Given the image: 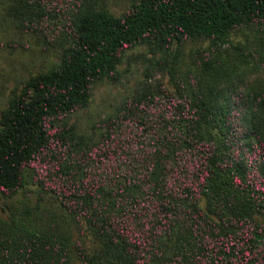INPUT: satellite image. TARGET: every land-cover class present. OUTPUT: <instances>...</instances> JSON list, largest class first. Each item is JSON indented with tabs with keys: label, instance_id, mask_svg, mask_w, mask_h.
<instances>
[{
	"label": "trees",
	"instance_id": "1",
	"mask_svg": "<svg viewBox=\"0 0 264 264\" xmlns=\"http://www.w3.org/2000/svg\"><path fill=\"white\" fill-rule=\"evenodd\" d=\"M0 15L59 47L0 111V195L37 185L68 219L0 216V264H264V86L242 90L264 85V0H0ZM139 44L171 87L143 81L79 131Z\"/></svg>",
	"mask_w": 264,
	"mask_h": 264
},
{
	"label": "rangeland",
	"instance_id": "2",
	"mask_svg": "<svg viewBox=\"0 0 264 264\" xmlns=\"http://www.w3.org/2000/svg\"><path fill=\"white\" fill-rule=\"evenodd\" d=\"M125 4L126 1L113 4L112 8L118 12ZM235 38L244 40L245 36L238 33ZM57 39V35L52 37L49 34L19 30L0 15V111L8 97L29 74L47 69L58 59ZM195 45L183 44L177 61L181 69L190 61V53ZM150 55L151 51L146 44L128 49L119 63L117 76L94 84L89 103L70 118L79 131L99 134V119L110 114L143 81L171 87L168 69L155 66ZM11 212L35 218L42 216L48 220H65V224L68 220L51 195L41 194L38 186L31 184L10 196L0 195V216L6 218Z\"/></svg>",
	"mask_w": 264,
	"mask_h": 264
},
{
	"label": "clouds",
	"instance_id": "3",
	"mask_svg": "<svg viewBox=\"0 0 264 264\" xmlns=\"http://www.w3.org/2000/svg\"><path fill=\"white\" fill-rule=\"evenodd\" d=\"M264 67V66H262ZM245 86L252 87V88H259L264 85H261L259 82V77H252L251 79H245V85H242V90Z\"/></svg>",
	"mask_w": 264,
	"mask_h": 264
}]
</instances>
